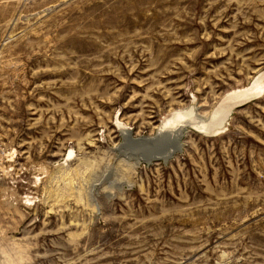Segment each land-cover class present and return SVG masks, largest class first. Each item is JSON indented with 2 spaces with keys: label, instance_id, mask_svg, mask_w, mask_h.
<instances>
[{
  "label": "rangeland",
  "instance_id": "rangeland-1",
  "mask_svg": "<svg viewBox=\"0 0 264 264\" xmlns=\"http://www.w3.org/2000/svg\"><path fill=\"white\" fill-rule=\"evenodd\" d=\"M261 72L264 0H0V264H264Z\"/></svg>",
  "mask_w": 264,
  "mask_h": 264
},
{
  "label": "bare ground",
  "instance_id": "bare-ground-1",
  "mask_svg": "<svg viewBox=\"0 0 264 264\" xmlns=\"http://www.w3.org/2000/svg\"><path fill=\"white\" fill-rule=\"evenodd\" d=\"M263 92H264V72H261L251 85L230 93L226 97L227 99L225 101L226 103H228V101H231L230 103H228V105H230L229 109H232L234 105L241 102H245L246 100L252 98H257Z\"/></svg>",
  "mask_w": 264,
  "mask_h": 264
},
{
  "label": "water",
  "instance_id": "water-1",
  "mask_svg": "<svg viewBox=\"0 0 264 264\" xmlns=\"http://www.w3.org/2000/svg\"><path fill=\"white\" fill-rule=\"evenodd\" d=\"M158 135L161 136V135H164V134L160 133V134H158Z\"/></svg>",
  "mask_w": 264,
  "mask_h": 264
}]
</instances>
